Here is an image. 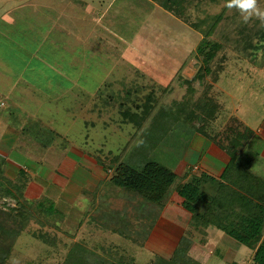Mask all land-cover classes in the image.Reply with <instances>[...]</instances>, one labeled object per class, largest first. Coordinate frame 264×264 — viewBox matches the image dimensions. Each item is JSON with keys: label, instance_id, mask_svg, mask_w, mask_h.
Segmentation results:
<instances>
[{"label": "rangeland", "instance_id": "374dc122", "mask_svg": "<svg viewBox=\"0 0 264 264\" xmlns=\"http://www.w3.org/2000/svg\"><path fill=\"white\" fill-rule=\"evenodd\" d=\"M83 1L0 0V98L17 100L25 106L30 113L28 128L46 129L47 135L43 136L46 138L43 144L19 133L17 138L21 137L22 148L19 151L11 147L9 156L23 163L25 154H40L46 146L63 142L71 154L77 152L69 150L70 147L79 146L91 156L99 155L105 164L107 157L118 154L127 143L131 145L134 127L121 122L114 106L99 105V111L91 112L93 103L98 102L96 89L103 87L106 81H114V88H120L122 78L144 84L141 93L153 89L160 94L167 86L162 104L172 107L173 99L185 96L186 79L197 72L202 76L193 82L194 87L201 90L210 84L222 104L218 118L209 129L219 132L230 116H236L259 134L251 138L248 148L264 155V61H260L261 51L257 64L248 61L240 51L244 35L259 27V20L253 18L247 24L242 23L235 9L225 7V0H194L187 6L183 18L151 0ZM258 4L264 8V0H258ZM210 15L220 18L217 17L216 24L210 23L208 36L194 29L192 24ZM203 39L205 44L200 46ZM202 66H208L212 73L200 70ZM71 116L75 118L72 120ZM181 127L175 126L142 141L149 149L141 161L127 153L132 147H127L120 161L137 169H143V164L149 160L159 161L177 174L172 192L182 180L181 173L191 166V160H200L197 150L190 151L196 134L188 127ZM202 139L208 144L202 149L205 155L222 159L223 166L217 167L221 173L228 159L226 152ZM82 169L78 163L70 175L62 166L56 175H44L41 179L46 182L39 181L43 184L40 198L44 195L60 198L64 196L60 188L79 186L78 178L85 172ZM252 171L264 177V157L256 156ZM104 173L110 174L112 170L104 167ZM107 183L106 178L103 189L99 190L101 195H84L80 191L74 196L76 200L63 201L59 208L69 209V216L53 214L47 218L43 210L38 213L33 209L24 228L7 240L12 241L13 249L6 264H60L67 253L77 255L80 260L86 258L88 263L97 254L92 252L93 245L111 242L126 249L124 253L132 259L131 264H147L155 255L169 259L178 247L207 264H246L251 258L250 248L219 230L214 233V227L191 228L190 218L180 207V198L175 192L163 205L153 204L154 213L146 215L152 217L154 224L144 246L126 237L109 236L106 230H89L85 221L81 228L77 227L76 223L84 215L78 200L97 197L100 206L96 209L101 208V213L113 212L125 203L130 205L127 189L108 187ZM14 203L12 198L0 197L2 209L7 210ZM128 216L132 215L128 213ZM86 218L85 215L84 220ZM109 218L112 217H105V224H113L108 222ZM40 230L55 234L56 244L42 242L33 234Z\"/></svg>", "mask_w": 264, "mask_h": 264}, {"label": "trees", "instance_id": "16d2710c", "mask_svg": "<svg viewBox=\"0 0 264 264\" xmlns=\"http://www.w3.org/2000/svg\"><path fill=\"white\" fill-rule=\"evenodd\" d=\"M151 1L175 16L183 18L187 6L194 0ZM209 1L219 2L220 0ZM78 2L84 3L83 0H78ZM217 17L220 18L218 15H210L205 20L195 22L192 26L196 30H202L208 36L211 24H216ZM204 44L205 39L201 41L200 46ZM240 51L242 55L247 56L248 61L255 62V64L259 58H257L258 52L261 51L260 61L263 62L264 27H255L250 33L245 34ZM200 70L212 73L209 72L208 66H202ZM201 76L197 72L186 79L187 92L180 99H173L172 107L162 104L167 93V86L160 91V94L153 89L141 93L145 89L144 84L122 78L120 88H114V81H106L103 87L96 89L95 98L98 102L93 103L90 111H99L97 109L99 105L104 108L114 106L118 110L121 122L130 123L134 127L130 139L131 145L127 143V146L124 145L118 154L107 157L105 164L99 155L92 154L97 163L103 165V168L107 167L109 171L112 170L107 177L108 187L114 185L125 188L130 197L128 201L131 206L125 203L120 208H114L113 212L103 213L104 216L113 218H110L113 224L106 226L132 243L144 246L154 224L152 217L146 215L154 213L153 204L163 205L170 198L171 193L175 192L180 198V207L190 218L191 228L212 226L252 250L251 258L246 264H264V177H259L252 171V163L257 155L247 146L254 131L236 116H230L224 128L219 132L209 129L218 118L222 104L211 90L210 84L201 90L194 87L193 82ZM85 122L89 121L85 120ZM175 126H182L181 129L188 127L194 133L199 132L208 141L221 147L228 159L218 176L205 170L194 174L190 167H187L181 173V182L176 184L170 192L177 174L160 164L159 161L149 160L143 164V169H137L120 160L126 150L128 151L127 147H132V150L127 153L130 157L135 156L134 160L141 161L142 157L148 154L149 149L142 141L157 137L159 133L172 130ZM28 129L24 127L25 132ZM220 139L224 141L220 142ZM4 162L5 159L0 157V197L12 198L15 203L7 210L0 208V264H6L11 257L13 243L7 240L16 237L24 228L33 209H36L38 213L43 210L41 212L47 218L53 214L67 213L61 208H56L48 196L44 195L34 200L27 198L24 190L30 177L23 171H19L15 178L7 176ZM103 182L98 183L93 190L83 188L82 193L84 195L100 194L99 190L103 189ZM91 199L97 200V197ZM128 213L132 216H128ZM33 234L42 242L53 246L56 244L55 234L42 230L37 233L34 231ZM92 249V252H97L96 256L91 258L92 262L87 263L86 258L80 260L77 255L75 257L67 253L63 263L60 264L132 263V259L130 260L124 253L126 249L116 244H103V246L95 244ZM215 251L217 252V248ZM147 264L207 263L186 254L181 247H178L169 259L155 255Z\"/></svg>", "mask_w": 264, "mask_h": 264}, {"label": "crops", "instance_id": "0c3cea01", "mask_svg": "<svg viewBox=\"0 0 264 264\" xmlns=\"http://www.w3.org/2000/svg\"><path fill=\"white\" fill-rule=\"evenodd\" d=\"M9 91L10 90H4L3 92L9 93ZM0 108H1L0 109V157L5 159L4 169H5V173L7 176L15 178L18 175L19 171H23L28 177H30V179L28 180L26 184L25 190H24V195L27 198L29 199L40 198L41 195L43 194V184L39 181L46 182L45 179H41V178H44L43 177L44 175L45 176H50L51 174H53V176L56 175L57 172L61 171V166L64 171L65 169L68 171L65 173L70 175L72 171H75V167L79 163L81 167L83 168L82 170L85 172H84V176H79L78 178L79 183H80L79 186L72 185V187L66 186V188H60L61 190L60 194L64 193V196L58 198L55 195L54 199L52 198V202L56 208H59V206H61L62 208L63 201H68L69 199L76 200L74 196L77 197V194L80 191H82L83 188L88 189V190H93L98 185V183L105 181L106 178L108 177V174L104 173V168H102L97 163L96 159H94L90 155L89 152H87L89 153L87 154L86 151L81 150L79 146L77 148L76 146L75 147L71 146L70 147L71 149L69 150L73 149L74 152L75 151L77 152L76 154L75 153L71 154L67 150L68 147H66V145L64 146L63 142H58V143L46 146V148H44L46 150L40 154L35 153L31 156L28 154H25L24 157L26 158V160L23 163L19 162L17 157L9 156V153H10L9 149L11 147L14 146V148L18 149L19 151L22 148L23 141L19 140V138L21 137L17 138L19 133H20V136H23V134L29 135V137L33 139L34 142L39 141L40 143L46 144V138L43 137V136H47L45 134L46 129L42 130L38 127L37 130H34L33 128L32 129L29 128L27 132H25L24 127H28L27 119L30 113H27L26 107L25 106L22 107L21 104L17 102V100H15L14 102H11L9 100L6 101L4 97L1 96ZM74 118L75 117H72V116L70 117V119L72 120ZM41 124L44 125V123H41ZM6 132H8V135L6 134ZM257 134L258 133L253 134V137L257 136ZM194 135H193L194 140L191 144L190 151L194 152L197 150L198 153L196 155L197 156L200 155L199 157L200 160L199 162H195V160L193 159L191 160L192 163H191V166H189L191 172L196 173L200 170H205L214 176H218L221 169L217 170V167L223 166L222 159L221 158L218 159L216 157L214 158L213 155L210 157H207L205 155V152H203L204 150H202L203 147H206V145H208L202 139L205 137L197 133H194ZM58 137L62 138L60 136ZM30 138L27 137L26 140H29ZM252 151H254L258 157L259 156L264 157L263 154L255 150H252ZM253 163H255V160L253 161ZM195 166H197L196 170H194ZM74 187L76 190L74 189ZM77 203L79 204L80 209L84 212L83 213L84 215L81 221H79V223H76V225H78L77 227L81 228L82 223H83L82 221H85V223H87V225L89 226V230H92L94 232H98V231L101 232V230L102 231L106 230L110 232L109 236H112L114 234L120 236L118 233L113 232L112 229L106 226L109 224H104L106 216L103 215V212L101 213V208L100 210L96 209V207L100 206V200H92L91 198H87L84 201L78 200ZM62 210L70 213L69 209H66V210L62 209ZM68 213L66 214L68 215ZM85 215L88 218L84 220ZM110 221L111 220L109 218L108 222ZM215 231H218V230L215 229L214 233ZM222 236L223 234L221 233V238ZM109 244H114V243L111 242ZM251 255H252V250H251Z\"/></svg>", "mask_w": 264, "mask_h": 264}, {"label": "clouds", "instance_id": "9594fccd", "mask_svg": "<svg viewBox=\"0 0 264 264\" xmlns=\"http://www.w3.org/2000/svg\"><path fill=\"white\" fill-rule=\"evenodd\" d=\"M225 7L235 9L242 23L247 24L255 18L264 27V8L259 6L258 0H225Z\"/></svg>", "mask_w": 264, "mask_h": 264}, {"label": "built area", "instance_id": "2783aa9c", "mask_svg": "<svg viewBox=\"0 0 264 264\" xmlns=\"http://www.w3.org/2000/svg\"><path fill=\"white\" fill-rule=\"evenodd\" d=\"M236 264H240V263H236Z\"/></svg>", "mask_w": 264, "mask_h": 264}]
</instances>
